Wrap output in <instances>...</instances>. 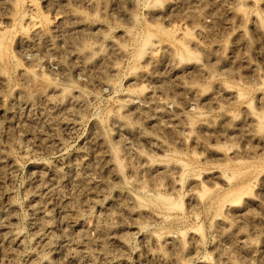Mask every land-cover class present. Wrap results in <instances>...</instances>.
<instances>
[{"label":"rangeland","instance_id":"1","mask_svg":"<svg viewBox=\"0 0 264 264\" xmlns=\"http://www.w3.org/2000/svg\"><path fill=\"white\" fill-rule=\"evenodd\" d=\"M31 1L46 25L75 15L92 26L74 32L71 47L89 64L62 53L64 41L59 53L17 44ZM0 28L9 45L0 52V152L11 159L0 162V210L11 209L7 225L21 237L0 241V264H264V0H0ZM185 47L194 55L182 58ZM34 74L69 97L58 89L53 105L39 96L26 104L23 94L43 87ZM103 139L133 162L127 183L109 168ZM136 152L153 162L140 177L130 171L145 161ZM37 206L51 217V239ZM78 217L114 228L93 231L88 244Z\"/></svg>","mask_w":264,"mask_h":264},{"label":"bare ground","instance_id":"2","mask_svg":"<svg viewBox=\"0 0 264 264\" xmlns=\"http://www.w3.org/2000/svg\"><path fill=\"white\" fill-rule=\"evenodd\" d=\"M49 1L50 2H53L55 0H49ZM6 2L8 4H12V3H15L16 4L17 0H6ZM22 17L26 21L27 25L25 27H23L24 33H22L21 35H19L17 37V44L21 48H23L25 50H30V48L33 47L32 48L33 50H35V49L36 50L37 49L38 50H41L43 48H46L47 49V47H49L48 48L49 50H53V52H55V53H56V51H58V53H59L60 52L59 51L60 49H59L58 42L59 41H61V42L64 41L63 43H64V45H66L65 44V42H66L67 43V47L65 49V46H64L63 52H62V49H61V52L62 53H64L65 55L70 53L71 55L75 56L77 59H82V61L85 60L86 63L83 61L85 64H89L87 62V60L89 59L87 54L83 53V51L80 50V49H78V48L73 50L71 47H72V39L75 36L73 33L74 32L85 33V30L87 28H91L92 27L91 25H86L79 17H76L75 15H73L71 18L69 17V19L67 17H60V20H59V22H58L57 25H53V26L52 25L51 26L46 25L45 22H44V20H43V16L40 14V12H38L36 5L32 1L31 2H27L24 5L23 11H22ZM72 35H74V36H72ZM150 44H151L150 40L149 39L148 40L146 39L145 40V46L150 45ZM196 45H198V43ZM73 47L76 48V46H74V44H73ZM7 49H9V45H8V34H7V31H5L2 28H0V52L3 51V50H7ZM71 49L73 51H70ZM33 50H30V51H33ZM207 51L213 52L212 49H209ZM53 52H51V53L53 54ZM62 53H60V54H62ZM64 54H62V55H64ZM156 55L157 54H155L153 51L151 52L150 60L152 62H154V63H156V62L158 63V61L160 60L159 57H157ZM193 55H194V53L189 48L185 47L184 50L182 51L181 57L184 58V57H190V56H193ZM65 57L63 56L62 58H60L61 60L59 61V63L61 64V68H62L61 70L63 71L62 73L65 74V75H67V74H69V70L71 69V67H69L68 61L66 60L67 58H65ZM69 57H70V55H69ZM86 58H87V60H86ZM196 68L198 70H200V71H203V68L201 66L200 67L198 66ZM34 76H35V78H38L39 80H41L43 82V84H42L43 87L42 88L40 87V85H41V83H40V85H38V87L41 88V89H38V87H36L38 89V90L36 89L37 90L36 94L35 93L34 94H32V93H25V95L23 94L24 97L21 96L22 98H24L23 101L26 104H30V103H32V100L34 99V97L39 96V97H44L45 100L49 102V104H52L53 105V102L55 100L52 98V96L50 95V93H52V92L54 93L55 91H57L60 88V86H58V84L56 83V81L54 79H51V78H49L47 76H44V75L39 76V75H35V74H34ZM59 90H61L59 92H61V95L63 93V96H65V98L66 97H69V95H68V89L67 88L63 87V88H61ZM188 90L192 91V90H194V88L193 87H189ZM49 95L51 96V99H50V96ZM63 96L61 97V99H63L62 102L65 100ZM241 96H243V94L241 92H238L237 93V97H241ZM79 98H81V95H79ZM135 99H136V97H133V96L131 98H129V100H128L129 101V105L132 106V107H134L136 109L137 115L144 116V117L145 116L148 117L149 115H147V112L143 108H141V107H139L137 105L136 106L134 105V100ZM60 100H59V103H61ZM67 100H69V98ZM166 104H167V102L160 103L158 105V114H160V115H166V114L169 113V112H167L168 109H166L167 108ZM120 127H121V129H125L134 138H139L142 135H144V133L141 130L140 124L139 125L138 124H135V122H132V123L131 122H129V123H122L121 122L120 123ZM103 141L106 142V144L108 145V148H109V154H108L109 164H110V167L109 168H111L114 171V174L121 181V183H123V184L124 183H127L128 180L126 179V177L123 174L124 169L127 166V164H126L127 162L126 163L124 162L123 156L121 154V150L119 148L115 147L114 145L110 144V142H108L109 141L108 139H105V140L103 139ZM155 141H156L157 144L160 145V143H159V141L157 139ZM136 154L139 157V159L140 158L144 159L143 158L144 157V154L143 153L136 152ZM131 155H132V153H131ZM131 155H127V157H126L127 160H128V157H130ZM8 158H9V155L8 154H6L4 152H0V162H4ZM131 162H132V158H131ZM128 163H129V161H128ZM132 163L131 164L129 163L128 166H130V165L133 166ZM140 163H141V161H140ZM152 167H153L152 160L146 159L144 161V163L139 164L137 168H133V169L130 168V167L129 168L132 169L130 171H132V173H133V175L135 177H140L143 172L148 171V170H151ZM182 168H183L184 171H187L188 170V165L187 164H183V167ZM112 170H110V171H112ZM165 171L166 172H169V170L167 168L165 169ZM40 177L43 179L44 178V175L43 176H40ZM84 179L80 177L79 180L77 181V184L78 183H83L84 184ZM41 181H44V180H41ZM41 184H43V186ZM78 186H79V184H78ZM39 187L40 188L45 187L44 183L43 182L40 183V186ZM48 188L50 189L49 191L55 190L53 188V186L52 187H49L48 186ZM157 198L160 199V200H163L164 199L161 196H159ZM10 207H11V205H10ZM34 211H35L36 215L41 216V220H38L37 221V224H44V223L46 224L47 223V227L50 230L49 231V235H50L49 238L51 239V229H52V227H51V224L49 222L51 220V217H50L49 213L47 211L43 210V208H41L40 206H37ZM0 217H1L0 219L3 218V220H0V241L2 242V244H5V245L7 244L6 245L7 247H11V245H13V244H20L21 243L20 234L15 233L7 225L9 219L12 218L11 209H7L6 211H1L0 212ZM4 221H5V223H4ZM78 221H79V223L82 224L83 232H84V237H85V233H86V237H87V235L89 236L90 233H93V231H95L99 235H102V231L103 230H104L103 232H105V230H106V233H108L107 230H110L111 228H114L112 226H109L111 228H107L108 225H112V224L106 225L107 227L105 225L103 226V224H102L103 223L102 222V218H100V217H87V218L86 217L85 218H81L80 217L77 220V222ZM112 230H110V231L112 232ZM47 238L43 239V241H45ZM91 242H94L93 239L91 240L90 238L87 237L86 243L89 244ZM184 243L185 242L183 241V239H178V243L177 244L178 245H181V248H182V246L185 247V248H187L186 246H184L185 245ZM46 244H48V241H46L44 245H46ZM67 244H69V243H67ZM177 244H176V246H178ZM67 246L69 247V245H67ZM3 251L5 252V250H3ZM74 251H76V250H74ZM79 251L78 252L76 251V253L82 256V253L83 252L80 254ZM10 252H11V250H10ZM84 252L85 253H83L84 254L83 257H86L85 254L87 255V258L88 257H91V254L92 253L89 251V248H87L86 250H84ZM8 253L9 252H7V254ZM72 253H73V250H72ZM81 256H79V257H81ZM75 257H76V255H75ZM80 261H82V260H80ZM90 261H89V263L87 262V264H91Z\"/></svg>","mask_w":264,"mask_h":264}]
</instances>
